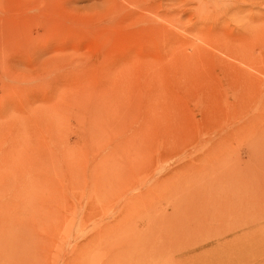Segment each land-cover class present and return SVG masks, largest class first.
Wrapping results in <instances>:
<instances>
[{
	"label": "rangeland",
	"instance_id": "rangeland-1",
	"mask_svg": "<svg viewBox=\"0 0 264 264\" xmlns=\"http://www.w3.org/2000/svg\"><path fill=\"white\" fill-rule=\"evenodd\" d=\"M261 199L264 0H0V264H264Z\"/></svg>",
	"mask_w": 264,
	"mask_h": 264
},
{
	"label": "bare ground",
	"instance_id": "bare-ground-1",
	"mask_svg": "<svg viewBox=\"0 0 264 264\" xmlns=\"http://www.w3.org/2000/svg\"><path fill=\"white\" fill-rule=\"evenodd\" d=\"M251 62V61H250ZM250 64V63H249ZM260 203H262V205L261 204H259L260 205V207L262 206V208H264V199H261V202ZM216 218H220V220L222 221V220H224L225 218H224V216H223V214H217L216 216H215ZM259 218H261L262 220H264V216H262V217H259ZM196 230V229H195ZM199 231V230H198ZM196 232V231H195ZM218 234V233H217ZM199 247H201V246H199ZM4 255V254H3ZM2 255V256H3ZM191 256H194V254H192ZM10 257V256H9ZM13 257V256H12ZM187 257V256H186ZM189 257V256H188ZM187 257V258H188ZM196 257V256H195ZM191 258V257H190ZM176 261V260H175ZM187 261V260H186Z\"/></svg>",
	"mask_w": 264,
	"mask_h": 264
}]
</instances>
